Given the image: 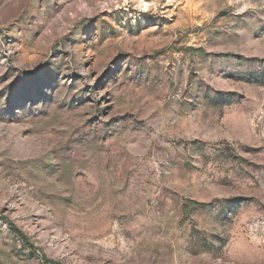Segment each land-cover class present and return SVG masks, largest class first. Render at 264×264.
Listing matches in <instances>:
<instances>
[{
    "label": "rangeland",
    "instance_id": "rangeland-1",
    "mask_svg": "<svg viewBox=\"0 0 264 264\" xmlns=\"http://www.w3.org/2000/svg\"><path fill=\"white\" fill-rule=\"evenodd\" d=\"M0 264H264V0H0Z\"/></svg>",
    "mask_w": 264,
    "mask_h": 264
},
{
    "label": "trees",
    "instance_id": "trees-1",
    "mask_svg": "<svg viewBox=\"0 0 264 264\" xmlns=\"http://www.w3.org/2000/svg\"><path fill=\"white\" fill-rule=\"evenodd\" d=\"M15 231L17 232L18 230H17V229H15ZM18 233H20V232L18 231Z\"/></svg>",
    "mask_w": 264,
    "mask_h": 264
}]
</instances>
